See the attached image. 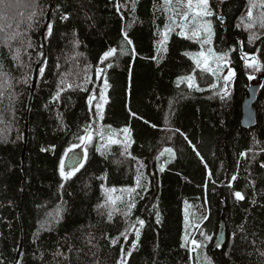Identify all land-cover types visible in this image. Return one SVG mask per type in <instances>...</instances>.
Returning a JSON list of instances; mask_svg holds the SVG:
<instances>
[{"label":"trees","instance_id":"1","mask_svg":"<svg viewBox=\"0 0 264 264\" xmlns=\"http://www.w3.org/2000/svg\"><path fill=\"white\" fill-rule=\"evenodd\" d=\"M117 2L128 7L118 12ZM162 4L137 0L133 13L131 0H0V63L9 74L0 79L5 91L0 97V264H14L21 237L16 264H119L122 259L125 264H197L198 253L201 264L205 253L212 264H264V29L237 27L247 15L248 0H209L215 51L235 49L228 57L233 84L222 92V78L202 76L197 69L196 82L203 91L186 83L178 87L177 78L195 69L183 53L195 54L200 46L173 32L167 52L159 54L163 58L158 57L159 63L152 59L160 39L157 27L163 31L168 23V14L158 10ZM48 14L52 33L47 26V57L40 67L45 71L41 76L38 70L23 161L33 73L44 55L41 34ZM124 31L133 43L125 44L126 54H121ZM251 33L259 39L249 43ZM13 35L16 39L6 43ZM16 48L21 52L14 60ZM110 48L116 53L101 62ZM245 53L257 55L262 65L254 103L257 121L251 127L241 123L243 100L256 72L242 59ZM97 69L104 70L99 77ZM105 77L110 87L103 104ZM97 104H103V119ZM89 125L93 139L85 147L86 161L63 180L60 161L66 164L69 155L64 153L80 143L77 137ZM125 127L131 134L127 151L120 131ZM113 130L121 143H107ZM166 147L174 157L160 155ZM137 169L150 183L142 181L147 190L133 194L136 207L126 217L127 194L119 190L135 187ZM111 188L117 191H106ZM235 192L244 199L237 200ZM109 195L125 201H117L120 210L111 220L110 206L100 207ZM185 202L199 225L194 236L206 245L203 250L181 247L187 231ZM137 217L145 221L138 241L131 228ZM221 220L228 238L212 251ZM126 229L127 238L121 235Z\"/></svg>","mask_w":264,"mask_h":264},{"label":"snow or ice","instance_id":"2","mask_svg":"<svg viewBox=\"0 0 264 264\" xmlns=\"http://www.w3.org/2000/svg\"><path fill=\"white\" fill-rule=\"evenodd\" d=\"M136 2L137 0H131V11L135 13L136 9ZM116 10L119 12L122 7L126 8L128 7L127 4H120L119 2L116 3ZM156 6L154 5V8ZM259 9L258 12L254 11ZM164 13H167V20L168 23L164 25L163 31L157 27V35L160 37L158 40V47H157V56L152 57V59H156L157 63H159V59H162V56H159L161 52L166 53L167 52V44L170 39V34L175 32L178 36L186 39V40H191L199 43L201 51L198 53H191V52H184L183 55L189 57L192 59L195 69L191 74L185 75V76H180L177 78V86L179 87L180 84L186 83L187 87L189 89H193L195 91H203L202 88H200L199 84L196 82V74L195 70H199L200 74L202 76H213L217 77L219 79L222 66L226 65L229 57V52L235 51V49H230L229 52H217L215 51L214 47H208L207 50L205 51V46L206 45H212L213 41L212 38L214 36V29L212 22L208 20V17H211L214 15L211 7L209 6V0H163V4L160 6L158 9ZM36 16V12L33 11L29 15V20L31 21L34 17ZM3 14H0V20H2ZM61 19H68L67 16H62ZM121 19H123V16H121ZM221 22H223V18L221 17ZM257 25L261 29H264V0H248L247 4V15L241 16L240 18V23L237 24V27L243 26L245 30H251L255 28ZM8 27H11V25H8ZM128 27H131V23H129ZM179 29L177 32L176 30ZM4 31V26L0 25V32ZM48 33L51 35L52 33V27L51 25H48ZM16 39V36H10L6 39V43H8V40H14ZM254 39H259V36L256 33H251L249 36V43H251ZM123 41L121 45V54H126V45H132V40L128 36V32L124 31L123 32ZM21 44L24 43L23 40L20 41ZM10 50H11V44H8ZM28 47H32L31 41L29 40L27 42ZM115 48H110L108 51L104 52L103 57L101 58V62L104 60H107L110 56L114 55L116 53ZM131 51L134 53L135 49L132 48ZM20 48H16L13 59H19L20 58ZM42 55V54H41ZM159 57V59H158ZM242 59L245 60V64L248 67H252L255 70L259 71L261 68V65L257 61V57L255 55H252L250 57L251 62H249V56L247 53H245L242 56ZM108 67H111L109 64ZM45 69L40 68L39 72L40 75L42 76L44 74ZM103 69H97L96 75L99 77L103 73ZM9 74L4 71V66L2 63H0V79L3 77H7ZM235 75L234 71L232 69H229L228 74L226 76H223V79L225 82H228L232 79V77ZM251 78V77H250ZM25 83H27V78H25ZM85 82H88L87 77ZM65 81L62 79L61 80V85H64ZM68 88L73 87L72 84L67 85ZM76 87H80V85H76ZM110 87L108 84L107 78H104V86L101 89L100 92V100L103 101V104H106L107 98L105 96V92L107 89ZM211 88L215 89L217 87L216 83H212L210 85ZM61 91L64 89L61 88ZM87 91V89H84ZM227 94V93H225ZM5 95L4 90H0V97H3ZM59 93H57V98H58ZM11 99V96L9 95L8 97ZM223 99V97H221ZM94 99V96H90L88 98V104L91 105L92 101ZM103 104H97V115L99 116L100 119H103ZM133 116H135V113H132ZM110 127V126H109ZM84 135L77 137L80 143H75L73 144L68 151L64 153V156H68L69 152H71L74 148L80 147V144H87L93 139L92 135V130H91V125L86 126L84 128ZM124 134V145H125V151H127V148L129 146V143L131 142V134H130V129L128 127L123 128L120 130ZM116 135L115 131L113 130L111 135L107 136V143L108 144H118L121 143V141L117 140L114 138ZM99 136L101 140L105 139V133L101 130L99 131ZM187 139V137H185ZM168 153L170 156L174 157V152L171 148H165L164 152H161L160 155H164V153ZM197 155H199V152H197ZM245 153H241V156H244ZM87 153H84V157L86 158ZM72 160V165L69 167L68 165L65 164V160L61 159L60 161V176L62 177L63 180H68L71 178L81 167H83V164L80 163V157L77 155H72L70 157ZM143 167V165H141ZM66 168L68 170H66ZM160 171H164V168L161 167ZM211 176V173H209V177ZM237 179V176L233 175L232 180L235 181ZM142 181H147L150 183V181L147 180V177L139 170L137 169V175L135 177V187H128V188H122L119 191L121 193H126L127 194V202H126V211L124 212V215L127 217L131 214L132 210L135 209L136 203L134 199V195H139L137 192V189L144 188V185L142 184ZM63 187V185H61ZM146 191L147 189L144 188ZM109 193H115L117 191L116 188H111L106 190ZM235 197L237 200H243L244 196L240 192H235L234 193ZM117 201H120L124 203V198L121 197H113L112 195H109L107 197V201L105 205H101L100 207H105V206H110V210L108 212V218L109 220L112 219V215L114 212L119 211L116 207ZM186 204V209L188 207L187 202ZM155 207V206H154ZM59 215V213H57ZM207 217H203V219H206ZM156 219L157 223L160 222V214L157 211L156 213ZM145 221L140 219L139 217L136 218V221L134 224L131 225V228L135 231V236L137 241L139 240L140 237V229L144 227ZM138 225V227H137ZM188 227V214L187 211L185 212V228L187 229ZM196 227H199L197 224ZM126 232L127 229L125 230L124 233H121V235L126 237ZM203 235V233H201ZM205 239L210 240L211 237H205ZM113 244L117 243V240L114 239L112 240ZM189 244L191 247L189 248L190 252H196L198 249L203 250L206 245L204 244L203 241L198 242L196 239L192 238L189 239V234L187 231L185 232V236L183 238V242L181 244V247H188ZM133 248L136 247V244L134 243L132 245ZM123 251V250H122ZM59 254V253H57ZM128 255H131V252L128 253ZM262 256H264V253H261ZM197 264H201L200 256L199 253L197 254L196 257ZM120 264H125V261L122 259L120 261ZM202 264H212V261L208 258L207 254H204L203 257V262Z\"/></svg>","mask_w":264,"mask_h":264},{"label":"water","instance_id":"3","mask_svg":"<svg viewBox=\"0 0 264 264\" xmlns=\"http://www.w3.org/2000/svg\"><path fill=\"white\" fill-rule=\"evenodd\" d=\"M49 22H50V15L48 14L47 21L45 23V26H44L42 34H41L42 43L44 46V55H43L42 59L35 66L34 73H33L32 89H31V94L29 97L28 112H27V116H26L24 146H23V153H22L23 161L25 160V156H26V152H27V144H28V137H29V113H30V109L32 106L33 95H34L36 84H37L38 70L41 67V65L44 63V61L46 60V57H47V44H46V39H45V31H46V28H47ZM263 77H264V75H262V78ZM261 85H262V79H260L258 82L251 83V85L249 86V89H248V94L244 97L243 112L241 115V123H242V125H244L246 127H251V126H254L256 124L257 114H256L254 103L257 99L258 92H259ZM72 155L78 156V154H76L75 152L70 153V156L66 161V165H68L69 167L73 163L72 160L70 159V157ZM263 164H264V162H263ZM227 238H228V236H227L225 223L223 220H221L220 224H219L218 231H217L216 236H215V238H214V240L210 246V249L213 251V250L220 248L224 243H226ZM22 247H23V239L21 237L19 253L17 255V258H16L14 264H16L18 261L20 253L22 251Z\"/></svg>","mask_w":264,"mask_h":264},{"label":"rangeland","instance_id":"4","mask_svg":"<svg viewBox=\"0 0 264 264\" xmlns=\"http://www.w3.org/2000/svg\"><path fill=\"white\" fill-rule=\"evenodd\" d=\"M212 41H213V39H212ZM208 47H213V43H212V45H206L205 46V51L207 50V48ZM199 51H201V49L199 50ZM198 51V52H199ZM198 52H196V53H198ZM252 55H255V54H251V53H248V56H249V62H251V60H250V57L252 56ZM256 57H257V55H255ZM229 61V60H228ZM257 61H258V63L261 65V63H260V61H259V59H258V57H257ZM262 66V65H261ZM229 69H232L233 71H234V69H233V67L231 66V63H230V61L226 64V65H223L222 66V70H221V74H220V77L219 78H222V82H221V84H222V86H223V89H222V92H227L228 90H229V88L231 87V85L233 84V81H234V76L232 77V79L230 80V81H228V82H225V80L223 79V76H226L227 74H228V71H229ZM261 69V68H260ZM260 71V70H259ZM259 71H257L256 70V72L253 74V81H255V82H258L259 80H260V74H259ZM235 73V72H234ZM85 147H86V145L85 144H80V147H78V148H74L73 150H74V152L76 153V154H78V156L81 158L80 159V163H82V164H84L85 163V161H86V158H87V156H86V158L84 157V153L86 152L87 153V151H86V149H85ZM166 148H171V147H166ZM172 149V148H171ZM173 150V149H172ZM166 155H169L168 153H165ZM170 156V155H169ZM66 170H68L67 168H66ZM187 205H188V207H187V209H186V204H185V206H184V211L186 212L187 211V214H188V227H187V233L189 234V239H192L193 237H194V235L196 234V230H197V228H196V223H195V221H194V218H193V214H192V207H191V205L189 204V203H187ZM203 233V232H202ZM196 236V235H195ZM197 237V236H196ZM197 239V238H196ZM198 241H199V239H197ZM213 242V241H212ZM212 244V243H211ZM120 264V263H119ZM253 264H256V263H253Z\"/></svg>","mask_w":264,"mask_h":264},{"label":"flooded vegetation","instance_id":"5","mask_svg":"<svg viewBox=\"0 0 264 264\" xmlns=\"http://www.w3.org/2000/svg\"><path fill=\"white\" fill-rule=\"evenodd\" d=\"M72 152V151H71ZM71 152H69V153H71Z\"/></svg>","mask_w":264,"mask_h":264}]
</instances>
